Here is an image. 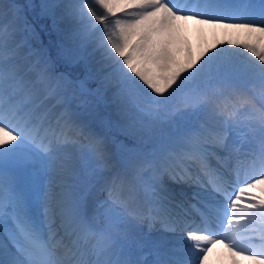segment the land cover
Here are the masks:
<instances>
[{"label": "snow or ice", "instance_id": "snow-or-ice-1", "mask_svg": "<svg viewBox=\"0 0 264 264\" xmlns=\"http://www.w3.org/2000/svg\"><path fill=\"white\" fill-rule=\"evenodd\" d=\"M189 24L236 39L197 55ZM112 127L133 145L111 151ZM217 245L264 264V0L0 3V264H209Z\"/></svg>", "mask_w": 264, "mask_h": 264}, {"label": "bare ground", "instance_id": "bare-ground-1", "mask_svg": "<svg viewBox=\"0 0 264 264\" xmlns=\"http://www.w3.org/2000/svg\"><path fill=\"white\" fill-rule=\"evenodd\" d=\"M0 3H5L0 0ZM119 15V13H118ZM187 39L191 43L193 47V51L198 55L200 51L204 48H211L213 45H217L218 41H225L227 39H236L235 36L229 34L226 35L225 31L222 29H204L203 32L200 30V26L189 24L188 30L185 33ZM243 39V37H240ZM227 45H217L216 48L213 50H218L219 47H223ZM233 51H240L241 49L232 46ZM107 108V107H106ZM105 109V106H104ZM93 119L97 127H101L100 125V113L98 110L95 111L93 114ZM258 196L261 193L257 190ZM213 256H209V264H231L230 254L228 253L227 249L224 248L223 245H217L213 249ZM243 264H249L248 261H244Z\"/></svg>", "mask_w": 264, "mask_h": 264}, {"label": "rangeland", "instance_id": "rangeland-1", "mask_svg": "<svg viewBox=\"0 0 264 264\" xmlns=\"http://www.w3.org/2000/svg\"><path fill=\"white\" fill-rule=\"evenodd\" d=\"M5 3H16V4H23L25 2H28V0H2ZM31 3L34 4H39L40 0H31ZM43 40L45 41V43H48L49 37L45 34L43 35ZM52 39H55V34H53ZM74 75H79V76H83V69L80 67H76L74 72ZM100 113V125L102 126L101 122L104 120H113L114 121V116L112 113V110L110 108H106L104 109V106H101L97 109ZM106 134L109 137V141H110V148L111 151L116 152L119 150V148L122 145H127L129 147H131L134 143L133 140H131L130 138H128L127 136H125L117 127H112V128H108L105 129ZM254 195L258 196V193H256V191L253 193ZM210 257L213 256V252H211L209 254Z\"/></svg>", "mask_w": 264, "mask_h": 264}]
</instances>
